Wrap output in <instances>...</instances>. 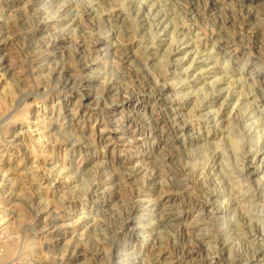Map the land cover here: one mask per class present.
Wrapping results in <instances>:
<instances>
[{
	"label": "rangeland",
	"instance_id": "1",
	"mask_svg": "<svg viewBox=\"0 0 264 264\" xmlns=\"http://www.w3.org/2000/svg\"><path fill=\"white\" fill-rule=\"evenodd\" d=\"M34 1L28 5L27 9L21 3L0 6L3 10L0 14L6 18L5 23L11 28L13 34V39L6 44L4 54L8 53L6 65L11 67L14 73L8 76L5 74L3 78L0 72V161L3 160L6 165L11 158L12 161L9 160L11 163L10 177L17 180V182L14 180L12 194L4 193L2 196L0 215H4V211L6 213L12 211L16 215L10 218L6 225L13 236L17 237V243L19 242L17 247L12 245L3 249L4 260L7 263L17 264L18 260L12 261L10 257H12L11 254L21 250L30 255L29 264H46L45 252L35 255L34 252L30 253L26 247L27 242H30L33 237H36L35 242L39 241L36 244L38 246L43 243L50 245L49 259L53 260L64 255L66 257L64 264L120 263L126 253L123 247L124 242H130L137 248L144 244L142 237L135 239L136 231L124 232L123 223L128 213L137 204L139 206L141 204L142 210L140 209L141 212L139 211L136 217L143 216L147 206L145 202L156 203L161 197L172 196L177 202L197 201L205 194L215 191L214 185L208 182L206 177L201 176L203 175L201 169L204 168L201 162L205 165L204 162L206 163L209 158H213L218 165L215 174L219 172V175H216L219 178L215 179L220 181V178L224 177L221 180L223 182L220 181L223 184L219 190L224 191L226 196L232 199L243 198L251 195V191L256 189L254 187H259V183L260 186H264V164L259 160L252 161V164L249 163L252 160L250 154L258 148V137H262L263 140L260 138L262 144L258 146H261V149L264 147V136H261L264 135V124H262L264 123V0ZM57 8L63 15L68 16V19L73 16L78 18L76 28H68L66 25L53 27V23L49 22V26L53 28H48V31L43 29L45 24L42 20L49 21L50 13ZM84 9L95 10V18L91 15H84L85 18H81V23L78 14H82ZM111 14L116 19L112 23L113 36L107 40L109 30L105 19ZM156 19H161L162 23L165 21L162 25L166 29L165 33L159 32L158 34V29H152L151 23ZM62 37H67V39L60 41ZM71 37H73L71 39L73 43L70 40ZM55 40H58L57 45L53 43ZM94 43H97L98 48L103 50L106 47L103 46L104 43L113 46L111 45L109 51L102 53V59L100 56L98 58L100 60L94 61L88 59L87 55L85 56L86 50ZM223 46L231 47V50L238 49L233 52L231 62L221 59L220 53L224 51ZM175 49L180 50L172 53ZM219 49L223 51L220 52ZM180 51H184L185 54ZM195 53L198 54L195 55ZM184 55H186L185 61L178 62L177 58ZM48 57L51 58L52 63L48 61ZM47 61L49 65H46ZM88 62L91 66V77L94 79L92 78L93 82L88 90L80 91L78 90L79 83L82 82L83 77L80 69H83ZM244 62L249 64L245 66ZM188 66L191 69H188ZM217 79L219 82H216ZM251 81H254L253 84ZM163 85H167V96H159ZM54 96L66 98L65 103H70L69 108L82 100L81 103L87 107L92 118H81V115L72 117L68 112L60 117L56 125L54 120H49L47 115L53 111L49 106ZM43 99L45 103L42 102ZM127 99L131 102V109L125 110L123 125L128 126L132 123L137 127L132 126V132L140 129L147 132L148 127L145 125L147 121L145 124L139 122V117H134L133 113L138 110V107H145L148 111L154 110L151 119L156 121L158 127L155 134L158 136L159 129L164 130L161 135L163 140L148 139L144 146L140 143L136 145L133 143L130 148H124L119 143L114 151L111 146L104 158L102 157L103 149L93 148L92 145L88 147L87 153L75 154L74 158L79 159L80 155H83L85 159L81 171H78L73 182L68 186L63 184L64 179L56 182L54 179V188L50 187L48 194L49 206L56 210L55 212L61 209L59 202L62 196L67 199L72 198L75 202V208H71L68 218L59 222L60 227L56 229V233L60 236L56 244H51L50 237L43 233L50 230L51 224L39 222V219L42 221L45 215L44 213L39 214L45 205L40 200L44 201L45 198L40 199L38 194H42L43 190L48 191L47 188H43L39 192L40 188H37L40 182L37 184L39 176L46 169L47 172L51 171V167L56 166L55 162L58 158L59 160L68 158V155H64L62 147L61 150L57 148L63 140L74 142L79 139V142L88 143V138L93 135L91 127L95 120L103 114L105 120L114 118L121 110L120 106L124 108L127 106ZM26 104L36 114L34 118L27 117V112H23L22 109ZM41 105H46L44 111L41 110ZM176 107L186 123L187 132L182 136L179 135L177 141H170L175 138L176 134L169 131L170 112ZM215 108L221 111L223 120L221 119L219 126L210 132V127L213 128L212 124L209 127L200 124L207 116H210L209 110L214 112ZM115 109H117L116 114L113 113ZM59 111L57 108L55 114ZM254 117L258 119L259 125H254L253 121H257ZM38 120L42 125H51L50 134L45 130V134L50 136V141L36 140L41 136L35 127ZM27 123L29 127H26ZM246 125H249V128ZM14 133L20 134L12 139L16 136ZM245 133L247 138L244 137ZM257 134L258 137H256ZM236 135L240 137L238 141L241 146L237 142L233 143V140L237 139ZM139 138L142 140L143 136H138L136 139ZM241 138L245 140L242 139L245 144L242 143ZM8 141H11V145ZM250 142H254L253 147ZM235 144L239 146L236 147L238 151L240 147L242 150L245 145L244 152L234 149ZM248 145L251 148L255 146L257 148H250L251 150L247 152ZM205 146L211 147L208 148L209 151ZM3 148L5 151L2 153L6 154L1 159ZM143 149L144 152H141L140 150ZM7 150L11 151L10 155L7 154ZM220 155L223 157L221 158ZM112 157L114 159L123 157L130 164L112 166L110 165ZM222 160H225V164L227 161L230 162L229 165L227 163V167L224 166ZM103 162L107 164H101ZM37 167L38 171L41 169L38 172L39 175L34 170L38 169ZM242 167H249L250 173L254 172L251 176L249 175L250 178L246 177L249 173L246 174L245 168L242 169ZM14 170L16 172H13ZM240 170L243 171H241L243 175H239ZM220 173H222L221 177ZM152 175L154 180L150 178ZM227 176L229 178H226ZM239 178H243L244 181L241 182L242 179ZM203 179L208 183L206 184ZM105 182L108 183L104 191L102 189L105 187ZM109 187H112L111 190ZM246 187L247 190L253 188L246 193L244 190ZM96 189L97 193L94 191ZM80 213H82L80 218L87 214L86 226L85 221H77L79 218L77 215ZM8 215L11 216L12 213ZM95 216L96 221L92 222ZM151 218L153 216L149 214L142 220L147 222ZM192 219H197L195 213L191 214L186 223ZM131 221L135 222L136 218L132 216ZM165 224L163 228L161 227L159 237H153L154 240L158 239L157 247L161 245L163 250H167L166 252L172 258L174 257L175 264L178 262L189 264L182 259V253L194 246L196 249H201L204 256L211 254L210 248L216 246V252L220 256L217 260L221 262L220 264H225L224 259L228 256L226 252L229 247L225 248L221 237L215 238L214 243H200L196 240L200 233L195 232L192 238L183 239L178 236L177 229L171 228V225L169 227L168 223ZM182 226L187 225L182 224ZM210 233L214 235V229H210ZM50 234L55 235V233ZM151 240L152 236L147 239V241ZM70 244L81 246V254L79 253L81 256L77 254L78 258L75 256L71 259L74 248ZM144 245V249L149 247L148 242ZM68 247L72 248L69 250Z\"/></svg>",
	"mask_w": 264,
	"mask_h": 264
},
{
	"label": "bare ground",
	"instance_id": "2",
	"mask_svg": "<svg viewBox=\"0 0 264 264\" xmlns=\"http://www.w3.org/2000/svg\"><path fill=\"white\" fill-rule=\"evenodd\" d=\"M34 2H35L34 0H0V6L2 5V6L5 7L6 5H16L18 3H21L24 6V8L27 9L28 8V5L29 4H32ZM49 3H50V1H49ZM1 7H0V11L2 12L3 10H2ZM94 11L93 10H91V11L85 10L82 14H78V15H80L79 16L80 22H81V18L82 17L85 18L84 15H91V17L94 16L93 18H95V12ZM44 12H45V10H44ZM48 18H49V21L42 20V22L45 24L44 25V28H43L45 31H48V28L50 29V28H53V27H58V26H63V25H66L68 28H76V26L78 24V18L76 19V17L73 16L70 19H68L69 17L66 16V15H63L61 12H59L58 8L55 9V11H53L52 13H50V16ZM114 19H116V18L114 17L113 14H111L108 17H106V19H105L106 25L108 26V30H109L108 35H107V40H109L113 36L111 32L113 30L112 23H113ZM5 21H6V18H4V16L2 14H0V72H2L1 73L2 74L1 77H3V78H4V75L5 74L7 76L14 74L12 72V70H11V67L9 68V66L6 65L7 64L6 59H7L8 53L4 54V50H5L6 44L8 43L9 40H12L13 39L12 30H10L11 28L8 25H6ZM97 21H98V18H97ZM99 21H98V23H100ZM49 22H50V24L53 23V27H50L49 26ZM101 22L103 23L104 21L102 20ZM155 22H152L151 23L152 29H154V30L155 29H158V34H159V32L162 33V34L165 33L166 32V29L162 27V25H163V23L165 21L162 23V20L161 19H156ZM169 24H171V23L169 22ZM167 25L168 24H166V26ZM168 28H169V26H168ZM172 28H174V27H172ZM174 31H172V32L174 33ZM211 37H213V36H211ZM66 39H67V37H62L60 39V41H63V40H66ZM71 39H73V37H71L70 40ZM71 41L73 43V40H71ZM53 43L55 45H57L56 43H58V40H55ZM108 44L109 43H104L103 44V46H106L104 50L101 49V48L99 49L97 43L92 44V47L90 46L91 48H88V50H86L85 56L87 55L89 57L88 59H91V60H94V61H97V59L100 56H101L100 58L102 59V53L103 52H106V51H109V48H111V45L112 44L111 45H108ZM55 45H53V46L55 47ZM129 47H132V46H129ZM214 47H212V49ZM219 47H221V46H219ZM223 47H224V49H223L224 51L222 49H219L220 52L223 51V52L220 53L221 59L223 61H225V62H231L232 56H233V52L238 51V49L231 50V47H225V46H223ZM43 49H44V47H43ZM179 50L180 49H175V51L172 52V53H175L177 51L179 52ZM5 52H7V51H5ZM180 52H183V54H185L184 51H180ZM197 54L198 53H195V55H197ZM47 55L49 56V54H47ZM185 56L186 55L182 56L181 58H177L178 62H180V63L183 62V60L186 58ZM47 59H48V61H51V58L50 57H48ZM98 60H100V59H98ZM48 61H47L46 65H49V62ZM175 62H177V61H175ZM51 63H52V61H51ZM244 64L246 66L249 63L248 62H244ZM179 65H177V66H179ZM188 67H189L188 69H191L190 66H188ZM243 69H244V67H243ZM80 70H81V74L83 75V77L81 78L82 79V82L79 83L78 90H80V91H86L91 86V83L93 82V79H94V77H91V74L92 73H91V66L89 65V62H88V64H86L84 66L83 69H80ZM10 79H11V77H10ZM217 81H218V79L216 80V82ZM220 81H222V80L220 79ZM253 82H252V84H253ZM166 86L167 85H163L162 88H161V90L160 91L158 90L159 91V96H161V95H166L167 96L168 88ZM213 86H215V85H213ZM220 89H218V92L220 91ZM222 91H223V89H222ZM42 98H43V96H42ZM55 98H57V99H55ZM263 98H264V95H263ZM240 99H242V98L240 97ZM245 99L246 98H244V100ZM256 99H257V96H256L255 100ZM51 100H52L51 101L52 104H50L49 108L51 110H53V111H52L51 114H47V115L49 117V120H54V123L56 125L59 122L60 117L63 116V114H66L68 112L70 113L69 115L72 116V117L81 115V118H84V117H86L88 119L92 118V114L89 112V110L87 109V107H84V103H81L82 100H79L78 99L79 100L78 101V104L73 105L72 108H69V106H70V103L69 102L65 103L66 102L65 101L66 98H64V97L54 96V98L52 97ZM255 100H253V101H255ZM42 102L45 103L46 101L44 102V99H43ZM235 102H236V100H235ZM237 102H238V100H237ZM243 102H245V101H243ZM126 103H127L126 104L127 106L125 108H124V106H120L121 107V110L118 112L119 117L116 114L117 113V111H116L117 109H115L113 111V113L116 114L114 118L105 120V117H103L104 116V114H103L102 116H99L95 120V122L93 121L94 124L91 127V133L93 135L90 136V138H88V143H85L84 144L83 141L79 142L80 141L79 139L76 140V141H74V142L63 140L62 144H60L59 147L57 146V148L60 149L62 147L63 148V151H64V155L65 156L68 155V158H64V159H61V160H59V158H58L57 161L55 162V165L56 166H54V167L52 166L51 167L52 168L51 171L47 172V169H46V171L44 170V172L41 173V176H39V179L37 181V184L40 181L39 184H38V187H37V188H40V191L39 192H41V190L43 188H47L48 191L44 192V190H43L42 191V194H38L39 192H37V194L40 195L39 196L40 199L43 198V197L45 198L44 201L43 200H40L45 205L43 206L44 207L43 210L39 213V214H41V213L43 214L44 213L45 215H44V218H43L42 221H40L41 219H39V218L38 219H39V222L42 223V224H48V225L51 224L50 225V228H49L50 229L49 230L50 232L49 231L43 232V233H45L46 236L50 237L51 244H53V245L56 244V241H57L58 237L60 236V234L58 235L56 233V229L58 227H60L59 226V222L62 219L68 218L69 213H70L69 211L71 210V208H75V202H73L74 199H72V198L71 199H67V198H64L62 196V198L60 197L61 198V201L59 202V207H61V209H60V211L55 212L56 210H54L53 208H51L49 206L50 205V200L48 199V194H49V191H50V187L53 186V183H54L53 180L54 179H55V182L56 181H61V179H64L63 184H66L67 186L68 185H71V183L73 182V179L77 175L78 171H81L80 169H82V166H83L84 161H85L83 155L82 156L80 155L81 153H83V154L84 153H87L88 152V147L90 145H92L93 148L94 147H98V148L100 147L101 149H103L104 152L102 153V157L104 158L105 157V154L107 153V150H109L111 148V146H112L113 147V151H114L116 149V145L119 144V143H121V146L124 147V148L125 147H129L130 148L131 147V144H133V143H135V145L138 144V143H140L141 146H144L145 143L148 141V139H152V140L156 139L157 140L159 138L161 141L163 140V137L161 135L164 133V130L159 129L158 136H156V134H155L156 133L155 130H157L158 127H157V125L155 123L156 121H154V120L151 119L152 118V111H154V110L148 111L145 107L142 108V107H138V106H137L138 107V110L136 112L130 110V111L134 112L133 113L134 117H136V118L139 117V119H138L139 122H143L145 124V122L147 121L146 124H145L148 127L147 128V132H146V130L143 131L142 129H140L138 131L136 130V131H133L132 132L131 131L132 128L135 127L132 123L129 124L131 126H129V125L128 126H124L123 125V122H124L123 121V116H124L125 110L131 109V102L127 99ZM246 104H247V102H246ZM235 105H238V104H235ZM210 106L212 107V105H210ZM29 107L30 106L26 104V106L24 105V109H22V110H23V112H27V115H26L27 117L28 116H30V117L32 116L34 118L36 116V114L33 111H31ZM40 107H41V110L44 111L43 109H45L46 105L45 106L44 105L43 106L41 105ZM57 108L60 111L57 114H55V110ZM62 109L63 110L66 109V111L63 112ZM154 109H155V107H154ZM209 112H210V116H207L206 119H205V121L202 122V124H200V125H207L209 127V125L212 124L213 125L212 126L213 128L210 127V129H211L210 132H211L212 129L217 128V126H219L218 124H219V122H221L222 113H221V111L219 109L217 110L216 108H215L214 112L213 111H210V110H209ZM170 113H171V115H170V119H171L170 122H171V124L169 125L170 126L169 127V131H172V132L176 133L175 134V138H172V140H170V141H177V139H179V135L182 136L183 134H185L187 132V126H186V123L183 121L182 116H181L182 114L180 115V111L178 110L177 107L175 108V110L171 111ZM256 114L258 115V113H256ZM184 118H186V117H184ZM254 118H256V117H254ZM258 118H259V116H258ZM149 120H150V122H148ZM254 122H255L254 125H259L258 124L259 123L258 119H257V121L256 120L253 121V123ZM262 124H264V123H262ZM25 125H26V127H29V123H27ZM41 125H42L41 121L38 120V122L36 123V126L35 127L38 129V131L40 132V135L41 136L39 135L40 137H38V139L36 138V140H38L39 142L41 140H45V141L48 142V141H50V136H48V134H45V132L47 131V133L50 134V132H51L50 126L51 125H48V126H46V125H42L41 126ZM248 126H247V128H249ZM161 127H162V125H161ZM135 128H137V127H135ZM106 130H108V132H106ZM253 132H254V130H253ZM215 133H217V132H215ZM19 134L20 133H18V135ZM14 135H16V136L12 137V139H15V137H18L17 134L14 133ZM253 135H254V133H253ZM138 136H143L142 140H140V138L137 140L136 138ZM261 136H264V135L262 134ZM72 137H74V136H72ZM81 137H82V135H81ZM234 137H232V138H234ZM240 137H241V134H240ZM240 137L237 136L236 141L233 140V143L237 142V144L239 146H241L239 144L240 141H238V139L240 140ZM244 137L247 138V134ZM256 137H258V134H257ZM260 138L262 140V137H258V139H259V141H257V147L258 148L255 146L254 148H257V149H255V151L252 150L253 151L252 153L250 152L251 153L250 154L251 155V158L250 159H252V160L249 163H251V164H252V161H256V160H259L260 163L264 164V152H262V150H263L264 147H262V149H261L260 148L261 146H258V145H261L262 144ZM183 139H184V137H183ZM230 139H231V137H230ZM242 139L243 138H241V141H242ZM258 139H256V140H258ZM249 140H250V138H249ZM243 141H245V140L243 139ZM243 141H242V143H244ZM38 143H37V146H38ZM250 143H251V147H253L252 144L254 142L253 143L250 142ZM8 144L11 145V141H8ZM13 144H15V143H13ZM206 146H209V145H206ZM239 146L236 145L235 148L234 147L233 148L236 149V147H239ZM244 146L242 147V150H241V147H240L239 151L240 150L243 151ZM248 147H249V145H248ZM251 147H249V149L247 150V152L250 151L251 149H254V148H251ZM209 149L207 151H209ZM234 149H232V150H234ZM8 150H7V154L10 155L11 151H8ZM236 150L238 151V149H236ZM236 150H234V152ZM3 151H5L4 148L2 149L1 153ZM140 151L141 152L142 151L144 152V149L143 150H140ZM205 151L206 150H204V152ZM77 153H80L79 154L80 155V158L79 159L78 158H74L75 157V154H77ZM5 154L6 153H4L2 155L1 159H3V157L5 156ZM206 157H207V154H206ZM220 157H221V155H220ZM243 157H244V154H243ZM111 159L112 160L110 162V165H112V166H114V165H118V166L119 165H125V164H128L129 163L123 157L122 158L119 157L118 159H114L112 157ZM204 159H205V155H204ZM9 160H8V163L6 165L3 163V160L0 161V204H2V202H3L2 201L3 194L4 193H10V194H12V191L11 190H13L12 188L15 185V181L14 180H16V179L14 177L13 178L10 177L11 176V163L10 162L12 160H10V162H9ZM224 161L222 160V162H224ZM218 162H220V160ZM234 162H235V159H234ZM242 162H244V161L242 160ZM227 163H228V161H227ZM229 163L227 165H229ZM20 164H21V162H20ZM101 164L105 165L107 163L103 162ZM201 164H202V168L204 166V168L201 169V170H203V172L201 173L203 175H201V176H203V178L206 177V180L208 182H210L211 184L214 185V190L215 191H213L212 193H209V194H205L203 197H201L197 201H194L193 200V201H187V202H184V201L183 202L182 201L181 202L180 201L177 202V200L173 199L172 196H166V197H163V198L162 197L159 198L157 202L155 201L156 203L145 202L147 206L145 207L144 212L146 211V214H144V212H143V216L142 215L141 216L139 215L138 217H136V215L139 214V211L141 209V204L139 206L136 203L137 206H135V208L132 209L128 213V216L126 217V219H125V221L123 223V225H124V229L123 230H124V232L125 231L128 232L129 230L130 231H136L135 239H138V238L142 237L143 238V241L142 242L144 244L145 243L147 244V242H148L149 247L147 249H144L143 247L145 245L143 244L141 247L137 248V247L133 246V244H131L130 242H124V244L126 245V246L125 245L123 246V247H125L124 250L126 252L125 253V257L122 258V261H120V263H117V264H175V261L173 260L174 257L172 258L170 256V254L166 252L167 250L166 251L163 250L162 247H161V245L157 247V245L159 244V243H157L158 242V239H155L154 240V237H157V238L159 237L160 232H161V227L163 228V226L166 225L165 223H168L169 224L168 225L169 227L171 225V228L174 227V229H177V231H179V235L178 236L181 237V238H183V239L184 238H190L192 235H194L195 232H197L198 234L200 233L199 236L196 237L197 238L196 239L197 242L200 241V243H205V242H207V244H209L210 242L211 243H214L213 241H214L215 238H220L221 237L222 240H223V242H224V244H225L224 245L225 248L226 247H229L228 252H226V253H228L227 254L228 256L224 259V261H225L224 263L225 264H258V262L260 264H264V186H262V185L260 186V183H259V185H258L259 187H257L256 186L257 184L256 185L254 184L256 186L254 188H256V189H253L251 191V195L249 194V196L247 195L246 197H243V198L242 197L241 198H238L237 197V199L236 198L235 199H232L231 197L226 196V194H225L224 191L219 190L220 189V186L223 184V183L221 184L220 181L224 177H221L222 173H220V177H221L220 178V181H218L217 179H215L216 177L219 178V176H216V175H219V172L215 174V171L217 170L216 168L218 167V165L216 164L215 160L213 158H211V159L209 158V160H207L206 163L204 162L205 165H203L202 162H201ZM223 164H224V166H226L225 162ZM223 164H222V166H223ZM18 166L20 167V165H18ZM220 166H221V164H220ZM244 168H245V173L246 174H247V172L249 173L248 176H246V177H249V175L251 176V174L254 173L253 171H251L252 173H250L249 167H244ZM244 168L242 167V169H244ZM43 169H45V168H43ZM12 170H13V168H12ZM15 170L13 172H16ZM34 170H36V172H37L36 174L39 175L38 172H40L41 169H40V171H38L39 168L38 169H34ZM220 170H221V172H223L222 169H220ZM241 171L242 170H240V172ZM257 171H258V169L256 170V172ZM261 171H262V169H261ZM242 172L239 175H243ZM231 174H230V176H231ZM233 175H232V177H233ZM236 176H238V174ZM150 178L153 179V175ZM226 178H229V176H227ZM239 179H242L241 182L244 181L243 178H239ZM239 179H237V180H239ZM107 180L109 181L108 178H107ZM203 180H205V179H203ZM206 180H205V182H206ZM112 181H110V183ZM16 182H17V180H16ZM208 182H206V184ZM221 182H223V181H221ZM107 183L105 182L104 186ZM247 183H250V182H247ZM252 184H251V186H252ZM109 186H112V185H109ZM203 186L205 187V185H203ZM206 187H207V185H206ZM53 188H54V186H53ZM56 188H58V187H56ZM110 188H112V187H109V189ZM100 189H102V187H100ZM105 189H106V186L102 190L105 191ZM15 190H16V188H15ZM244 190H246V193L250 192L249 188L247 190V187L244 188ZM94 191H95V193H97L98 190L96 189ZM14 192L16 193V191H14ZM39 203L41 205V202H39ZM133 206H132V208H133ZM142 206L144 207V205H142ZM54 208L56 209V207H54ZM130 209H131V207H130ZM4 212H5V213H3L4 215H0V264H9V263H7L4 260L3 249L5 250V248H7L8 246H12V245L13 246L15 245L17 247V246H19L18 245L19 242L17 243V240H18L17 237L15 238L13 236V233L10 231V228H8V226L6 225V223H8V221L10 220V218L15 217L16 215L12 211H9V213L8 212L6 213V211H4ZM10 213H12L11 216L8 215ZM82 213H80V214L77 215L79 217L77 221L78 222L85 221V226H86V220L88 219L87 218V214H84V216L82 218H80V216L82 215ZM193 213H195L197 215V219H192L191 221H189L190 224L189 223H186L187 220L191 217V214H193ZM149 214H152L153 218L148 219L147 222L146 221H143L142 219L144 217H146L147 215H149ZM132 216L136 218V221L135 222H132L131 221V217ZM95 218H96V216L92 219V222L93 221H96ZM182 224H185L187 226H182ZM63 226H65V225H63ZM210 229H214V235L210 233ZM175 232H176V230H175ZM201 232H205V233L202 234ZM50 233H55V235L54 236H51ZM151 236H152V240L151 241H147V239L151 238ZM35 238L36 237H33L32 239H30V242H27L28 244L26 243L27 244L26 247L28 248V250L30 251V253L31 252H34V254L37 255L39 253H44L45 252V257L44 258H45L46 264H64V260L66 261V257L64 255H61L60 258H56V259H53V260H51V258L49 259L48 255L51 252L50 249H49L50 245L48 243H43V244H41V246H38L36 244L39 241L35 242L36 241ZM69 243L66 245V247L69 245ZM72 247L74 248L73 249L74 252H73V254L71 256V259L75 258V256L77 254L79 256H81L80 255L81 254L80 250H82V249H80L81 246L76 245V246H72ZM71 248H69V250ZM210 249L212 250V253L209 254V255L207 254V256L206 255L204 256L203 253L201 252V249H196L195 246L194 247H191V248H189V250L186 249L187 251H185V252L182 253V259L183 260H186L185 262H187L189 264H220L221 262H219L217 260V258L219 259L220 256L216 252V249H217L216 246L213 247V248L211 247ZM238 250H240V251H238ZM225 251H226V249H225ZM235 251H238V252H235ZM64 254H67V253H64ZM11 255H12V257H10V258H12V261L18 260L17 264H22V263L23 264L24 263L29 264L30 263V260H31L30 255L29 254H26L25 252L24 253L21 252V250L15 252L14 254H11ZM67 257L69 258L70 255L67 256ZM8 258H9V256H8ZM76 258H78V257L76 256ZM45 262H43V263H45ZM178 264H179V262H178Z\"/></svg>",
	"mask_w": 264,
	"mask_h": 264
}]
</instances>
